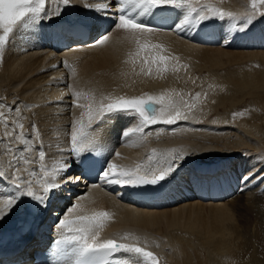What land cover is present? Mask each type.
<instances>
[{
	"label": "bare ground",
	"instance_id": "1",
	"mask_svg": "<svg viewBox=\"0 0 264 264\" xmlns=\"http://www.w3.org/2000/svg\"><path fill=\"white\" fill-rule=\"evenodd\" d=\"M110 1L70 0V6L66 7L60 4L59 0H46L42 16L54 12L57 7L61 8L62 13L59 16L53 15L50 19H41L36 27L34 24L25 25V21H21L16 31L13 32V42L3 51L2 59H0V89L5 95L0 92V102H2L0 111L7 116L10 125H14L15 121L20 123L22 120L25 121L29 113V125H27L29 137L39 139L44 150H46V144L49 143V148H46L54 150L56 146L61 150H55L54 153L49 154L48 159L43 163L44 166L51 168L54 164L63 161H70L72 164L71 136L66 131V126H70L74 118L80 119L82 113L87 111V109L74 107L70 113L64 114L68 109L67 104L52 102L62 99L67 94L63 92L66 69L78 76L77 84L82 92L90 90V85L102 87L105 91H110L113 88L111 86L119 89L122 82L121 88L116 90L119 92L114 90L116 93L137 94L138 97L170 95L176 103L188 101V96L184 95L186 94L184 86L189 74L196 68L200 71L207 69L206 71L210 72L207 73L210 83H223L222 93L217 88L219 92H215L216 89H213L215 91L209 89L211 90L209 91L206 88V95L204 97L201 95L200 100L195 102L193 111L188 114L187 123L178 127L154 125L151 135L132 133L127 137H122L125 129L130 130L139 124L138 115L132 112L115 114L103 124V127L100 123H93L91 125L93 129L91 126L87 129L89 136L95 139L96 146L100 147L98 152L105 153L109 161L116 164L118 169L135 168L138 164L145 167L150 164L155 165L168 153L181 157L180 166L183 165V168L181 170L178 168L170 176L172 182H170L168 191L178 190L177 194L166 192L163 198L155 202L157 206L153 204L150 207L140 208L128 204L125 200L130 188L107 183L106 186L97 184L84 194L78 193L83 191L81 186L77 187L70 182L65 183L71 185L68 188L65 186L66 189H54V194H50V200L57 202L58 205V202L67 201L69 198L72 203V198H74L71 206L81 205L76 213L71 214L76 217L91 215L96 211L108 212L110 218L100 232V240L120 239L127 244L145 245L144 240L148 238L158 245V248L152 249L151 252L158 257L160 264H212L208 257L211 258L212 254H222L228 248L227 237L233 235L238 241L236 246H238L237 257L239 259L237 263L232 262L231 264H264V180H260L257 185L249 184L247 188L241 190L242 180L250 173L254 172L255 176H264V146L258 144V137L253 132L259 126L260 116L256 115L255 110L252 109L248 117L249 114L244 109L236 107L229 114L227 121L214 116L205 119V117L209 118V112L214 106H222L229 101L239 106L238 102L241 100L236 99L238 94H242L243 98L252 96L254 99L255 97L260 105H264V4H258L255 9L257 14H253L251 0H246V7L249 10L246 14V11L238 4L242 0H192L194 7L210 4L223 11L231 7L228 11H224L233 14L232 17H228L230 19L226 18L221 22L215 18L217 21L212 19L200 25L202 29H205V32L200 35L213 37L209 43L195 42L194 29V31L186 29L183 32L166 31L174 29L181 21L184 15L181 9L180 13H174L171 17L176 20V23L169 25L162 33H134L117 27L110 33L113 28L111 26L105 32L108 34V40L103 45L88 44L80 49L68 50L58 55L43 49L41 36L51 28L49 23L57 25L65 18H67L65 21L69 22L82 18H96L102 24H108L112 18L108 17V14L105 15L106 9L99 10L97 7L103 2L107 10H113ZM259 10L262 12L259 13ZM249 15L252 16L253 23L247 28H242L241 25ZM230 25L235 26L230 27ZM207 26L210 29L206 28ZM211 26H214V29ZM134 34L164 39L165 46L162 44L161 48L174 53L171 65L167 67L170 69L169 72L157 73L155 65H152L153 71L150 75L141 72L142 68L147 71V66L144 63L142 66L139 64L141 51L137 49L138 44L132 42L131 36ZM144 44L140 42V48ZM143 58H145V53ZM178 60L180 63H177ZM182 62H185V65L181 64ZM189 62L194 67H191L188 73H184L180 81L177 80L176 76ZM174 67H178L179 70H173ZM48 90H50V98L39 102L46 96L40 99L37 94ZM15 94L19 99V104L16 103L18 111H9L2 105H10L15 99ZM72 97L76 96L68 92L66 98ZM261 108L264 107L261 106ZM55 111H58V114L53 115ZM46 114L48 116H45ZM84 120L86 123V116ZM207 121L215 122L216 125L211 124L207 127L205 126ZM226 122L229 126L225 125ZM193 123L195 126H192ZM14 126L16 131H22L18 125ZM169 128L175 131L170 132ZM42 130L50 131L51 134H49L52 137L49 138L52 142L49 140V142H43L48 138L45 135L42 137L39 135ZM6 131L11 133L12 129L6 130L0 122V171L9 168L10 159L13 160V149L19 150L30 146V150L23 153L28 160L30 158L29 161L36 154L31 141L26 145L18 141L15 136H5ZM117 152L119 156L115 154ZM153 152L156 153L154 160L157 161L150 163L148 157ZM236 154L240 157L237 158ZM200 156L205 157L206 162L197 161V157ZM217 159L224 160L223 166L229 170L212 178L197 173V169L200 168H215L216 165L212 164ZM242 159L244 161H241ZM192 160L195 164H191ZM187 162L189 163L186 166ZM19 166L18 174L21 173L25 179H32L33 190L40 193L42 190L37 180L42 175L38 169L41 165L36 168L32 167V170H37V175L34 177L28 176V171L31 170L27 167L30 164L25 165L21 160ZM6 173L12 174L8 171ZM67 174L66 171L63 175L67 176ZM48 179L51 180V177ZM229 179L238 181V184L227 188L225 180L229 181ZM61 180L62 177H57V181ZM7 183V185L0 184V205L5 198L14 195L17 191L9 180ZM230 191H233L232 194H229ZM55 194L60 197L56 198ZM16 208L21 209L22 219L34 222L35 225L39 223L41 216L39 205L34 204L28 198H22ZM34 208L39 211L37 217L30 213ZM126 236L128 239H124ZM193 238H197L203 243L202 246L211 251L209 256L203 257L200 252H192ZM112 264H145V262L138 254L121 251Z\"/></svg>",
	"mask_w": 264,
	"mask_h": 264
},
{
	"label": "snow or ice",
	"instance_id": "2",
	"mask_svg": "<svg viewBox=\"0 0 264 264\" xmlns=\"http://www.w3.org/2000/svg\"><path fill=\"white\" fill-rule=\"evenodd\" d=\"M46 0H0V59H2L3 51L8 44L10 34L13 33L16 25L25 21V25L34 24L40 22L41 19H50L53 15L59 16L61 8L57 7L54 12H49L47 15H41L44 13ZM122 4H131L134 9H139L138 15L133 16L131 10L125 11L124 7L120 8L121 14L118 16V23L115 27L123 29L125 31H131L134 33H146L153 31H162L166 29H160L139 22V17L148 15L154 10L164 8L182 9L184 12L181 21L176 24L172 30L176 32H183L188 28H198L203 23L210 21L214 18L221 21L225 16L232 17L231 12L225 13L223 10L217 9L210 4H203L200 7H194L192 0H121ZM59 3L64 6H70V0H59ZM258 4H264V0H251V8L257 9ZM27 18V20L25 19ZM253 23L252 16L249 15L242 28H247ZM235 25H230L234 27ZM108 40V34L105 33L95 43L103 45ZM159 49V45H141V52L147 54L143 63L147 66V71L144 68L141 69L145 75H150L153 71L152 65L156 66L157 73L167 71L168 58L160 54H151V49ZM139 54V53H138ZM174 59V58H173ZM175 71H178V67H174ZM79 99V94H74ZM200 96L197 94L196 99L199 100ZM2 103V102H0ZM159 105L160 107H156ZM4 108H8L9 111H18L15 107H9L8 105H2ZM76 107H85L81 104H76ZM195 107V104L188 101L182 103H176L171 99V96H152L143 95L134 98H126L120 96L118 98H110V102L104 104L101 102L99 105L89 103L87 105V111L82 113L79 120H77L71 131V157L72 160L77 162L84 156L85 150L98 154V148L96 147V141L89 136L87 129L93 123H100L103 127L104 123H107L115 114L121 113H135L139 117V124L136 127L125 129L122 133V137H127L132 133H141L143 135H151L152 126L163 125H175L181 120H188V113ZM187 110V111H186ZM235 115V114H234ZM87 117L85 123L84 117ZM0 122L3 123L5 129L11 128L9 133L5 132V136H15L18 141L24 142L26 145L31 140V137L24 135L22 131H16L14 125H18L19 129L23 130L24 125L19 121H15L14 125H10L7 116L0 111ZM35 128V125H33ZM147 130V131H146ZM168 131H175L173 128H169ZM30 150V146L27 148H20L17 152H13V160L10 162L9 168L11 169V175L8 176L6 171H0V177L6 178L17 189L14 195H10L4 199L2 205H0V220L9 216L17 204L20 203L22 198H28L34 204L39 205L40 209L48 207V202L51 199V195L54 194L53 190L61 187L64 183H75L81 180L80 176H65L63 175L72 164L70 161H63L54 164L51 168L44 166L45 151L43 148L37 149L38 158L41 161L39 172L42 173L37 180V184L41 188V192L37 193L33 190L32 179H25L18 173L20 172L19 161H23L25 165L29 164V161L24 157L23 153ZM11 151V149H10ZM119 156V153H115ZM156 158V153L153 152L148 160L151 162ZM181 157H177L172 153L166 154L161 160L157 161L155 165L150 164L145 167L144 165H137L135 168L118 169V166L110 161L107 163L105 170L100 174L104 183L112 185H131L134 187L143 185H157L160 182L166 181L179 167ZM71 160V161H72ZM25 171H28L25 169ZM37 175V170L33 169L28 171L29 177ZM51 177V180L48 178ZM57 177H62L61 181H57ZM264 180V176H255L254 172L250 173L242 180L243 187L247 188L249 184L256 183L257 181ZM96 186V185H93ZM51 194V195H50ZM81 205L75 204L69 206L66 210V214L58 221V227L66 230L68 235L57 243L60 245H71L72 247L65 251L63 248L57 249L58 253H62L64 256L74 254L77 259L75 264H110V259L114 253L125 251L129 253L138 254L143 258L145 264H160L158 257L153 252L145 250L144 247L137 246L135 244L117 243V241L108 239L101 241L100 232L105 226V222L109 220L110 214L106 211H96L91 215H80L75 219H70L71 214L76 213ZM31 211V209L29 210ZM128 239V237H124Z\"/></svg>",
	"mask_w": 264,
	"mask_h": 264
},
{
	"label": "rangeland",
	"instance_id": "3",
	"mask_svg": "<svg viewBox=\"0 0 264 264\" xmlns=\"http://www.w3.org/2000/svg\"><path fill=\"white\" fill-rule=\"evenodd\" d=\"M211 2V1H210ZM209 2V3H210ZM212 2H214V1H212ZM217 4V3H216ZM238 4H240V7L244 10V11H246V14H248L249 13V10H248V8L246 7L247 6V2H246V0H242V1H240ZM217 7H218V5H217ZM246 7V8H245ZM97 9H99V10H105L106 9V16H107V14H109V11H113V10H107V7H106V5H105V3H99V7H97ZM229 9H231V7H227V8H225L224 9V11H228ZM252 9V8H251ZM259 9H261L260 8V6H259ZM252 11H253V14H257V12L254 10V9H252ZM256 12V13H255ZM262 12V10H259V13H261ZM110 15V14H109ZM108 15V17H110ZM111 18V17H110ZM115 18V17H114ZM227 19H230V18H228V17H226ZM264 18V17H263ZM214 21H217L215 18H214ZM117 22V21H116ZM226 22H227V20H226ZM21 22H19L17 25H16V27L14 28V31L13 32H15L16 31V29H17V26H19V24H20ZM114 31V29H111V31H110V33H112ZM155 36H153V37H151V38H148V37H144V36H139L138 37V39H141L142 38V41L141 40H138V39H136L134 36H131V39H132V42H134V44H138L137 45V49H141L140 48V42H143V43H145V44H147L148 43V41H155V45H159L160 46V48L159 49H156V48H152L151 49V54L152 55H155V54H157L158 52V54H160V55H164V56H166L167 58H168V60H169V58L171 59V60H169L168 61V63H167V67H168V65L172 62V55H174V53H172L171 51H169V50H166V49H163V48H161V45L163 44L164 46H165V41H164V39L163 38H154ZM12 38H13V33L12 34H10V37H9V41H8V44L6 45V46H9V44L10 43H12L13 41H12ZM154 43H152L151 45H153ZM148 45V44H147ZM140 56H141V58H140V61H139V64L142 66L143 65V61H144V59L146 58V56H147V54L145 53V58H143V52H141V54H140ZM122 62V64H123V61H121ZM177 63H180V61L178 60L177 61ZM181 64H183V65H185V62H182ZM171 65V64H170ZM185 68L183 69V70H180V74H181V72H182V74L180 75H178V76H176V78H177V80H179L180 81V79H182L183 77H184V73H188V71H190V69H191V67L193 68L194 67V65H192V63L191 62H189L188 64H187V66H184ZM63 69H66V68H64V67H62ZM205 70V71H204ZM204 70H201L200 71V69H198V68H196L195 70H193V72H191L190 74H189V76H191V77H189L188 76V79H187V83L185 82V88H184V92H186V94L184 93V95H186V96H188V98H187V100L189 101V102H192V103H194L195 104V102H198L199 100H197L196 99V96H197V94H199L200 93V97H201V95H202V97H204V95H206V88H208V90L209 89H219L220 91H221V89H223V83H221V82H216L215 84H212V83H210V81L208 80V74L207 73H210L209 71H206L207 69H204ZM168 72L170 71V69H168L167 70ZM166 71V72H167ZM203 71V72H202ZM183 76V77H182ZM195 76V77H194ZM64 79L66 80V82H65V85L63 86L64 87V90H63V92H65V93H67L66 94V96L65 97H63L62 99H58V101H56V100H53L52 102H55V104L58 102V103H61V105H65V104H67L66 106H68V109L64 112V114H67V113H70L71 111H72V109L74 108V107H76L75 105L76 104H81V105H84L85 107H80V108H82L83 110H86L87 109V105L89 104V103H93L94 105H99L101 102H103L104 104L107 102V103H109L110 102V98H118V97H120V96H124V97H126V98H134V97H138L137 96V94H125V92H120V93H116V92H119V91H116V90H119L120 88H121V86L120 85H122V82H121V84L119 85V89H117L115 86H111V88L112 89H110V91H105L102 87H99L98 88V86H94V85H90V87H91V89L90 90H86V92H82V90H80V88H79V86H78V76H75L74 74H72V73H70V71L68 70V69H66L65 71H64ZM217 85H218V87H217ZM5 87V86H4ZM213 87V88H212ZM219 87H221V88H219ZM61 88V87H60ZM78 88H79V90H78ZM116 88V89H115ZM187 88H188V90H187ZM204 88V89H203ZM217 89H216V91L215 90H213V91H215V92H219V90L217 91ZM116 92H115V91ZM43 91V90H42ZM40 92L39 94H37V95H39L38 96V98H43V97H45V98H43V99H41V100H39V102L40 101H44L45 99H49L50 98V90H48L47 92ZM188 91V92H187ZM200 91V92H199ZM209 91H211V90H209ZM0 92L2 93V91H1V89H0ZM68 92H70L71 94H75V93H77V94H79V99H77L76 97L75 98H70V99H68V98H66L67 96H68ZM73 92H75V93H73ZM113 92V93H112ZM193 92V94H190V96H189V93H192ZM201 92H203V94L201 93ZM44 95H43V94ZM49 93V94H48ZM112 93V94H111ZM220 93H222V91L220 92ZM3 95H5V93H2ZM195 94V95H194ZM132 95V96H131ZM43 96V97H42ZM48 96V97H47ZM129 96V97H128ZM193 96V97H192ZM240 96V97H239ZM15 99L12 101V103L10 104V105H8L9 107H15V108H17L18 107V101H19V99H18V97H17V95L15 94ZM190 97H192V98H190ZM195 97V98H194ZM250 98V99H249ZM106 99V100H105ZM236 99H238V100H241L240 102H238V105L239 106H236L237 104H232L230 101L228 102V103H226L225 105H222V106H214L212 109H211V112H209L210 114H209V118H206L205 117V119H210V118H212L213 116L215 117V118H220V119H223L224 121L226 120L227 121V119L229 118V114L230 113H232V110L234 111L235 109H236V107H240V108H242V109H244V111L247 113V114H249V115H247L248 117H250V114H251V110L252 109H254L255 110V114L256 115H259L260 116V119H259V123H258V128L257 129H255V130H253V132L256 134V137H258L257 138V140H258V144L259 145H261L262 147L264 146V108H261V106L262 107H264V105H260V103L259 102H257L256 100H255V97H254V99H253V97L252 96H245L244 98H243V95L242 94H238L237 96H236ZM249 99V100H248ZM253 99V100H252ZM62 100H65V101H62ZM68 100V101H67ZM6 101H7V99H6ZM15 101V102H14ZM9 102H11V101H9ZM69 102V103H68ZM255 102V103H254ZM16 103H18V104H16ZM237 103V102H236ZM243 104V105H242ZM16 105V106H15ZM235 105V106H234ZM241 105H242V107H241ZM22 106H23V104H22ZM39 106H40V104H39ZM244 106V107H243ZM42 107V106H41ZM46 108H48L49 106H45ZM52 107V106H51ZM226 107V108H225ZM40 108V107H39ZM77 108H79V107H77ZM233 108V109H232ZM258 108V109H257ZM82 109H79L80 111L82 110ZM194 109V108H193ZM193 109L190 111V112H192L193 111ZM260 110V111H259ZM190 112L188 113V114H190ZM56 114H58V111H55L54 113H53V115H56ZM28 116L30 115L29 113L27 114ZM27 116V118H26V120L24 121V120H22V124L24 125V128H23V132H24V134H27L28 136H30V134L27 132V125H29V121H28V117ZM45 116H48V114H46ZM217 118V119H218ZM219 119V120H220ZM77 120H79L78 118H74V120H73V123L70 125V126H66V131H68L69 133H70V136H71V131H72V126H73V124L77 121ZM185 120H181V121H179L177 124H179V125H177V124H175V126L176 127H178V126H181V125H183L184 123H187L186 121H188V120H186L185 122H184ZM204 121V120H203ZM24 122V123H23ZM202 122V121H201ZM207 124L205 125V126H209V125H216V123L214 122V123H211L210 121H207L206 122ZM226 126H229L228 124H227V122H226V124H225ZM192 126H195V124L193 123V125ZM38 132H39V130H37ZM50 131L48 130H42L40 133H39V135L42 137V136H46L48 139H45L43 142H45V141H47V142H52L51 140V138H49V137H52V136H50ZM142 139H143V137H142ZM49 140V141H48ZM58 140V142H59V144L61 143L59 140V138L57 139ZM31 143L33 144V146H34V150L36 151V154H35V156L33 157V158H31V161L33 162H30L29 164H30V166H28L27 168L28 169H30V170H32V167H34V168H36L37 166H39V165H41V161L39 160V158H38V156H39V154H38V151H37V149H39V148H43V150H44V146H42V144L40 143V141H39V139H36V138H32L31 140ZM260 142V143H259ZM50 146V143L49 144H46V146H45V149L46 150H44L46 153H45V160H47L48 159V155L49 154H52V153H54L55 152V150L56 151H61L59 148H57L56 146H55V148L56 149H54V150H50V149H48L49 148V146ZM58 146V145H57ZM46 147H48V148H46ZM13 149V148H12ZM13 151L14 152H16L17 151V155H19V153H18V149H13ZM47 156V157H46ZM29 160H30V158H29ZM44 160V161H45ZM12 160L10 159V162H11ZM241 161H244L243 159L241 160ZM46 162V161H45ZM246 162V161H245ZM44 163V162H43ZM9 165H10V163H9ZM8 166V165H7ZM39 169V168H38ZM9 170H11L10 168H9ZM65 184V183H64ZM63 185V184H62ZM65 185H67V184H65ZM69 186H71V185H67L66 186V188H68ZM85 194V193H84ZM227 242H228V248L226 249V250H224L223 251V253L222 254H212V256H211V258L210 257H208L209 258V261L212 263V264H231L232 262H234V263H237L238 262V259H239V257H237V255H238V246H236V244L238 243V241H236V239H235V235H233L232 237H227ZM192 243H193V248H192V252H194V253H198V252H200L201 253V255L204 257H207V256H209L210 255V253H211V251L210 250H207V247H205V246H202V242H200V241H198V239L197 238H193L192 239ZM169 247H167V249H168ZM164 261V260H163Z\"/></svg>",
	"mask_w": 264,
	"mask_h": 264
}]
</instances>
